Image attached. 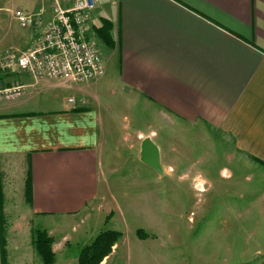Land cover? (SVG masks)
I'll list each match as a JSON object with an SVG mask.
<instances>
[{"label": "crops", "instance_id": "crops-1", "mask_svg": "<svg viewBox=\"0 0 264 264\" xmlns=\"http://www.w3.org/2000/svg\"><path fill=\"white\" fill-rule=\"evenodd\" d=\"M23 1L45 9L44 19L50 17L54 0ZM59 2L69 6L73 0ZM104 19L118 38L108 61L116 60L113 84L123 101L154 110L163 124L176 120L201 132H219L234 147L230 157L246 171L245 178L256 173L264 183V0H99L91 13L97 50L94 27ZM103 79L70 86L71 94L85 98V106L62 103L42 113H5L47 87L18 70L0 73V83L35 91L25 100L0 105V264H40L33 254L32 222L77 215L99 195L103 127L115 121L109 116L105 122L100 110L94 86ZM157 136L150 130L147 137L155 143ZM19 203L25 214L16 211ZM246 218L253 219L246 223L253 224L246 235L264 248V230L255 229L264 212ZM23 228L31 240L22 244L27 251L17 259L11 253ZM117 248L101 264H108Z\"/></svg>", "mask_w": 264, "mask_h": 264}, {"label": "rangeland", "instance_id": "rangeland-1", "mask_svg": "<svg viewBox=\"0 0 264 264\" xmlns=\"http://www.w3.org/2000/svg\"><path fill=\"white\" fill-rule=\"evenodd\" d=\"M18 9L35 14L39 6L26 7L23 0H0V55L24 50L33 38L32 30L23 28L13 17ZM97 47L105 75L94 89L105 122L109 116L115 121L103 127L97 198L77 215L32 222L31 227L45 230L54 243H60L53 245L55 264H76L81 247L103 231L122 234L117 253L108 264H264V248L257 247L256 238L254 242L246 235V229L253 226L246 227L253 220L246 215L264 212V183L259 174L245 178L246 171H239L238 160L230 157L234 147L219 132H201L176 120L163 124L155 118L154 110L134 108L123 101L113 84L116 60L109 62L111 50L100 43ZM12 85L16 84L2 86ZM43 85L47 89L40 90L26 105L3 112L42 113L68 104L69 95L84 98L71 94L70 86L75 84L45 81ZM52 86L55 89L48 88ZM32 92L27 89L10 101H0V105L25 100ZM150 130L158 133L154 141L160 149L163 173L140 160V145ZM139 131L145 135L138 137ZM14 181L18 190L20 182ZM19 204L16 211L25 214ZM257 223L255 229L264 230V219ZM23 229L11 253L17 259L27 251L22 244L27 246L26 240H31L30 232L26 235ZM126 247L131 248L129 253H124Z\"/></svg>", "mask_w": 264, "mask_h": 264}, {"label": "built area", "instance_id": "built-area-1", "mask_svg": "<svg viewBox=\"0 0 264 264\" xmlns=\"http://www.w3.org/2000/svg\"><path fill=\"white\" fill-rule=\"evenodd\" d=\"M99 0H73L63 6L54 0L51 15L45 18V9L37 13L16 10L13 17L23 28L31 29L33 38L24 50L0 55V73L18 70L28 74L33 81H53L67 84L88 83L105 75V64L91 40V13ZM0 84V101H10L30 87ZM15 100V99H14ZM12 101V100H11ZM72 107L85 106V98L67 99Z\"/></svg>", "mask_w": 264, "mask_h": 264}, {"label": "trees", "instance_id": "trees-1", "mask_svg": "<svg viewBox=\"0 0 264 264\" xmlns=\"http://www.w3.org/2000/svg\"><path fill=\"white\" fill-rule=\"evenodd\" d=\"M113 32V24L107 19L102 20L98 27H94L99 43L110 50L118 48V38ZM121 237L122 234L116 231L100 232L89 244L81 247L76 264H101L111 254L113 247L118 244ZM32 244L42 264H55L56 255L53 251L52 236L45 230H35Z\"/></svg>", "mask_w": 264, "mask_h": 264}, {"label": "water", "instance_id": "water-1", "mask_svg": "<svg viewBox=\"0 0 264 264\" xmlns=\"http://www.w3.org/2000/svg\"><path fill=\"white\" fill-rule=\"evenodd\" d=\"M140 160L149 167L162 173L160 166V153L158 147L150 138H145L140 145Z\"/></svg>", "mask_w": 264, "mask_h": 264}]
</instances>
